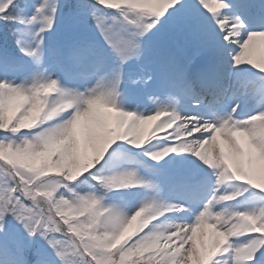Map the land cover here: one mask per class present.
I'll list each match as a JSON object with an SVG mask.
<instances>
[{
	"label": "snow or ice",
	"instance_id": "snow-or-ice-1",
	"mask_svg": "<svg viewBox=\"0 0 264 264\" xmlns=\"http://www.w3.org/2000/svg\"><path fill=\"white\" fill-rule=\"evenodd\" d=\"M0 264H264V0H0Z\"/></svg>",
	"mask_w": 264,
	"mask_h": 264
}]
</instances>
